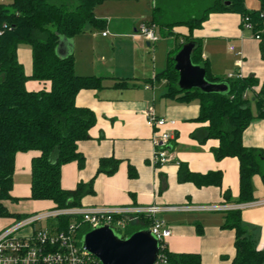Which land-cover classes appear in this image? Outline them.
I'll list each match as a JSON object with an SVG mask.
<instances>
[{
	"label": "crops",
	"instance_id": "obj_1",
	"mask_svg": "<svg viewBox=\"0 0 264 264\" xmlns=\"http://www.w3.org/2000/svg\"><path fill=\"white\" fill-rule=\"evenodd\" d=\"M173 1L165 0L164 4ZM216 1L223 5L227 2ZM185 11V16H194L189 9ZM94 16L102 22L100 27L87 25L81 34L71 39L60 37L56 47L60 54H56L57 57H73L77 76L102 78L101 89L82 90L75 98L77 107L94 114L95 124L89 130V139L77 144V151L84 158L83 167L79 168L76 162L62 166L61 188L73 190L80 183H88L95 176L99 161L111 159L118 161L117 170L111 175L94 177L93 193L82 199L81 207L234 206L239 199L238 160L230 157L216 159L213 150L219 142L205 139L203 132L193 136L195 131L207 126L195 121L199 114L197 99L183 103L163 97L165 82L154 79L164 70L160 63L157 64L155 45L160 40H171L172 44L165 46L168 53L176 43L182 42L183 37L190 35L200 44V57L207 63L210 77L226 79L232 74L241 78L252 77L259 82L245 94L252 102L264 82V42L261 47L259 40L241 27L240 14L231 11H210L201 27L191 34L182 26L166 30L154 23L158 40L153 44L138 35L140 25L152 23L154 18L151 0L106 1L95 7ZM20 46L17 58L23 64L25 75L29 76L31 51L21 50ZM152 46L154 49L150 48ZM129 54L131 58L128 60L124 56ZM129 70L133 72L132 76L127 75ZM117 83H125V87L115 88ZM25 88L37 92L49 88V83L28 80ZM149 109L158 118L173 122L172 126L165 127L175 134L169 150L170 161L165 165L151 163L153 129L147 126L144 118V111ZM252 109L255 114L253 106ZM242 144L264 156V119L255 118L249 123L243 131ZM38 155L36 151L15 155L10 195L18 201L13 202L16 205L19 200L30 197L31 160ZM181 169L197 175L219 172L221 186L199 187L189 181L180 182ZM262 170L264 172V165ZM15 179L28 183V193L23 189L26 186L17 185ZM252 186V202L263 201L264 183L259 175L253 176ZM224 194L228 198H224ZM26 207L23 212L14 209L9 213L27 216L46 211L53 205L48 201H31ZM225 213L158 214L157 218L163 220L171 231L164 242L166 249L173 254L198 255L200 264H231L235 257V232L222 228ZM15 221V218L0 219V231ZM240 221L256 250L264 252V205L242 209Z\"/></svg>",
	"mask_w": 264,
	"mask_h": 264
},
{
	"label": "trees",
	"instance_id": "obj_2",
	"mask_svg": "<svg viewBox=\"0 0 264 264\" xmlns=\"http://www.w3.org/2000/svg\"><path fill=\"white\" fill-rule=\"evenodd\" d=\"M106 1L123 0H11L9 4L0 3V219L19 220L25 217L9 213L4 206L6 201H17L10 195L17 153H39L31 160L29 199L48 201L53 209L80 207L82 199L93 193L94 177L111 175L117 170L118 161L101 159L95 176L88 183H80L73 190L61 188L62 166L76 162L79 168L83 167L84 158L78 153L77 144L89 139V130L95 124L94 114L77 107L75 98L82 90L101 89L102 78L77 76L73 57L59 58L55 49L60 37L71 39L81 34L87 25L100 27L102 22L95 18L94 9ZM225 1L229 2L228 6L216 0H174L170 4H164L165 0H156L151 24L155 23L166 30L182 26L191 34L201 27L210 11L237 12L241 20L249 19L252 33L260 36L262 47L264 0H258L259 9L255 11L245 9V0ZM201 6L202 9H198ZM188 9L194 13L193 17L185 16ZM187 43L195 46L192 64L205 70L207 82L226 84V92L205 94L199 90L179 91L174 56ZM20 45L30 47L29 76L25 75L17 58ZM154 79L165 82L164 98L183 103L195 99L199 101V114L195 121L207 126L195 131L193 136L203 132L205 139L217 140L219 145L213 150L216 159L230 157L238 160L239 199L236 204L252 202L253 176L259 175L264 183V156L258 150L244 147L242 134L253 119H264V82L251 102L245 94L259 85L255 78L228 80L210 77L207 63L200 57V44L190 35L183 37L182 42L176 43L167 53L166 67ZM28 80L49 83V88L29 92L25 88ZM114 87H125V83H117ZM178 179L199 187L221 186L219 172L197 175L181 169ZM224 198H228V195L224 194ZM224 219L222 228L235 232V257L231 264H263L264 252L257 251L253 241L245 235L240 211H228ZM70 220V217L60 219L63 225ZM149 227L150 221L140 219L129 225L123 237ZM85 232L87 229L84 228L82 233ZM159 257L158 262L165 264H200L198 255L173 254L166 246H159Z\"/></svg>",
	"mask_w": 264,
	"mask_h": 264
},
{
	"label": "built area",
	"instance_id": "obj_3",
	"mask_svg": "<svg viewBox=\"0 0 264 264\" xmlns=\"http://www.w3.org/2000/svg\"><path fill=\"white\" fill-rule=\"evenodd\" d=\"M154 6L155 0H151ZM242 28L252 33V25L246 17L241 21ZM264 29V21H263ZM138 35L149 43L158 40L156 26L142 23ZM252 36L260 40L258 34ZM232 50V48H230ZM241 77L228 74V80ZM147 126L153 129L151 141L153 154L151 163L154 166L165 165L170 161V146L175 140V134L165 130L172 121L158 118L153 110L144 111ZM264 205V200L235 204L231 207H201V206H127V207H72L50 209L29 214L0 231V264H101L100 261L87 253L81 247L82 230L106 226L123 236L129 225L140 219L150 221L149 232L165 247V240L171 235L165 222L157 218L163 212H199V211H234ZM63 217L70 221L63 225ZM160 259V257H158Z\"/></svg>",
	"mask_w": 264,
	"mask_h": 264
},
{
	"label": "water",
	"instance_id": "obj_4",
	"mask_svg": "<svg viewBox=\"0 0 264 264\" xmlns=\"http://www.w3.org/2000/svg\"><path fill=\"white\" fill-rule=\"evenodd\" d=\"M224 5L228 6L229 2ZM194 47V44L187 43L174 56L179 91L199 90L205 94L226 92V84L207 82L205 70L192 64ZM55 53L60 56L58 48ZM80 243L101 264H157L159 261V243L148 229L123 237L106 226L98 227L83 233Z\"/></svg>",
	"mask_w": 264,
	"mask_h": 264
},
{
	"label": "rangeland",
	"instance_id": "obj_5",
	"mask_svg": "<svg viewBox=\"0 0 264 264\" xmlns=\"http://www.w3.org/2000/svg\"><path fill=\"white\" fill-rule=\"evenodd\" d=\"M1 2H3L4 4H8V3H10L11 2V0H0V3ZM245 8L246 9H248V11H255V10H258L259 9V2H258V0H245ZM144 39V38H143ZM145 40V39H144ZM148 42V41H147ZM142 44H144L145 45V42L143 41V43ZM172 44V41L171 40H160V42L159 43H157L155 46V58L158 60V62H157V64H159L160 63V66L162 67V68H164L165 69V67H166V58H167V52H166V45H171ZM150 48H153V46L152 47H150ZM149 48V49H150ZM20 49L21 50H23V49H30V47L28 46V45H21L20 46ZM147 50H148V48H146ZM154 49V48H153ZM150 51H152V50H150ZM152 55H153V53H151ZM126 59H130L131 57H130V54L129 55H126V56H124ZM21 59V58H20ZM23 61V60H22ZM23 63V62H22ZM23 65V64H22ZM127 73V75L128 76H132V74H133V72L131 71V70H129V71H127L126 72ZM30 81V80H29ZM32 81V80H31ZM161 82L162 81H159L158 83H160L161 84ZM15 183L17 184V185H22V186H26V188L25 187H23V189L25 190V189H27V193H28V187H27V185H28V183H25V182H23V180H17V179H15ZM20 201V203H19V205L17 204L16 205V203H13V202H11V201H6V202H4V206L6 207V209L9 211V212H11V211H14V209H17L18 210V212H23L24 211V209H26L27 207H26V204H28L29 202H31L32 200H30V199H22V200H19ZM18 202V201H17ZM29 206V205H28ZM50 209H53L52 207L51 208H49L48 210H50ZM46 211H47V209H46ZM158 264H160V263H158Z\"/></svg>",
	"mask_w": 264,
	"mask_h": 264
}]
</instances>
